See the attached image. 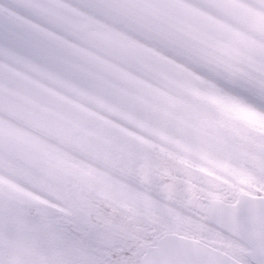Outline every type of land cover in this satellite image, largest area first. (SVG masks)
<instances>
[{
    "label": "snow or ice",
    "instance_id": "obj_1",
    "mask_svg": "<svg viewBox=\"0 0 264 264\" xmlns=\"http://www.w3.org/2000/svg\"><path fill=\"white\" fill-rule=\"evenodd\" d=\"M0 264H264V0H0Z\"/></svg>",
    "mask_w": 264,
    "mask_h": 264
}]
</instances>
